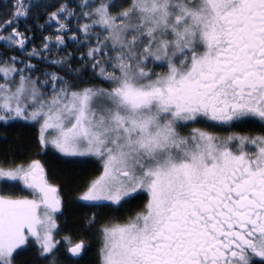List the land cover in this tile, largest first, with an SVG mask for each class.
Returning <instances> with one entry per match:
<instances>
[{
    "label": "snow or ice",
    "instance_id": "snow-or-ice-1",
    "mask_svg": "<svg viewBox=\"0 0 264 264\" xmlns=\"http://www.w3.org/2000/svg\"><path fill=\"white\" fill-rule=\"evenodd\" d=\"M0 145V264H264V0H0Z\"/></svg>",
    "mask_w": 264,
    "mask_h": 264
},
{
    "label": "trees",
    "instance_id": "trees-1",
    "mask_svg": "<svg viewBox=\"0 0 264 264\" xmlns=\"http://www.w3.org/2000/svg\"><path fill=\"white\" fill-rule=\"evenodd\" d=\"M70 50V49H68ZM78 55V53H74ZM242 131V128H239ZM243 131H248V129ZM36 135L35 129H26L23 131H9L8 140L15 145L23 147V154L26 158L40 159L45 166L50 181L58 184L64 191H62V198L64 201L63 215L60 217V227L64 232L72 230L73 232H84L83 218L91 215V211L87 208L78 206L73 203L74 196L70 193L65 185L71 183L73 189L82 186L90 178L96 175V167L98 165L94 161H87L86 163H64L61 160L54 159L56 154L49 150V155H44L38 152L37 146L34 144V137ZM2 146V145H0ZM68 178V179H66ZM140 201H134L131 206L123 213L127 214L136 208ZM103 213L98 214V222H102L100 217ZM88 237V243L92 246L84 254L80 264H94L96 260L95 240L91 239L92 233H85ZM30 259L28 253H23L17 257V264H26Z\"/></svg>",
    "mask_w": 264,
    "mask_h": 264
},
{
    "label": "flooded vegetation",
    "instance_id": "flooded-vegetation-1",
    "mask_svg": "<svg viewBox=\"0 0 264 264\" xmlns=\"http://www.w3.org/2000/svg\"><path fill=\"white\" fill-rule=\"evenodd\" d=\"M239 128H242V131L239 130ZM243 129H244V130L248 129V131H251V132H253V133H255V132L258 131V129L253 128V127H251V126H249V125H239V126H237L236 128H233V129H227V130H224V129H217L216 131L220 132V133L223 134V135H226V134H227V131L248 132V131H243Z\"/></svg>",
    "mask_w": 264,
    "mask_h": 264
},
{
    "label": "rangeland",
    "instance_id": "rangeland-1",
    "mask_svg": "<svg viewBox=\"0 0 264 264\" xmlns=\"http://www.w3.org/2000/svg\"><path fill=\"white\" fill-rule=\"evenodd\" d=\"M51 150V149H49ZM52 151V150H51ZM53 152V151H52ZM57 155V154H56ZM71 159H84L86 161H94L92 158H71ZM95 162V161H94ZM59 223L61 224L60 220H59Z\"/></svg>",
    "mask_w": 264,
    "mask_h": 264
}]
</instances>
